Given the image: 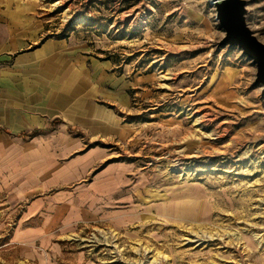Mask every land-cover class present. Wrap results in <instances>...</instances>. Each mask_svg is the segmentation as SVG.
Wrapping results in <instances>:
<instances>
[{"label":"rangeland","instance_id":"obj_1","mask_svg":"<svg viewBox=\"0 0 264 264\" xmlns=\"http://www.w3.org/2000/svg\"><path fill=\"white\" fill-rule=\"evenodd\" d=\"M243 1L0 0L32 17L31 47L66 45L76 111L110 126L42 131L80 141L67 165L100 154L12 198L0 264H264V0ZM28 207H52L49 231Z\"/></svg>","mask_w":264,"mask_h":264},{"label":"crops","instance_id":"obj_2","mask_svg":"<svg viewBox=\"0 0 264 264\" xmlns=\"http://www.w3.org/2000/svg\"><path fill=\"white\" fill-rule=\"evenodd\" d=\"M31 18L25 13L0 12V229L6 226L3 213L13 205V197L18 199L23 193L47 195L52 185L66 184L69 166L98 159L99 151L92 148L67 165L68 153H75L80 141L68 140L64 128L54 136L42 131L56 122L66 126L67 122L81 121L93 132L110 130L108 115H96L91 123V116L82 118L76 111L83 101L74 93L76 84L68 78L77 72V63L72 55L68 57L61 41L31 47ZM84 87L82 82L77 90ZM68 91L72 92L70 96ZM28 209L31 214L27 220L37 215L44 220L40 228L32 226L39 230L35 233L49 231L53 219L50 214L46 219L44 213H50L52 207Z\"/></svg>","mask_w":264,"mask_h":264},{"label":"built area","instance_id":"obj_3","mask_svg":"<svg viewBox=\"0 0 264 264\" xmlns=\"http://www.w3.org/2000/svg\"><path fill=\"white\" fill-rule=\"evenodd\" d=\"M221 0H209V4L212 8H214L216 12V17L221 18L227 13L229 14L231 11H234L236 7L240 5V3H244L243 0H234L232 3L221 5Z\"/></svg>","mask_w":264,"mask_h":264},{"label":"water","instance_id":"obj_4","mask_svg":"<svg viewBox=\"0 0 264 264\" xmlns=\"http://www.w3.org/2000/svg\"><path fill=\"white\" fill-rule=\"evenodd\" d=\"M234 0H221L220 1V4L221 5H226V4H229V3H232ZM238 7H236L235 9H237ZM235 11V10H234ZM234 11H231L230 13L234 12ZM229 13V14H230ZM227 16V13L224 15V17Z\"/></svg>","mask_w":264,"mask_h":264}]
</instances>
